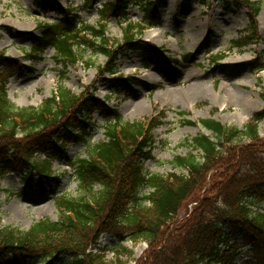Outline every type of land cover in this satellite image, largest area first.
<instances>
[{"label":"trees","instance_id":"trees-1","mask_svg":"<svg viewBox=\"0 0 264 264\" xmlns=\"http://www.w3.org/2000/svg\"><path fill=\"white\" fill-rule=\"evenodd\" d=\"M196 1L207 5L209 0ZM222 1L227 10L247 8L250 27L232 44L249 46L257 36L262 1ZM137 3L143 20L161 24L162 17L149 0H116L98 12L101 18L115 17L122 25ZM35 6L57 13L61 21L40 23L46 31L32 36V58L54 48L55 64L64 80L66 70L83 56L81 50H92L107 57L103 68L114 76L109 81L115 93L130 90L136 80L117 76V60L137 48L136 24L130 22L122 29L121 40H111L104 25H88L75 11L53 0H37ZM144 52L146 66L165 64L159 49L147 45ZM0 66L4 67L0 72V178L14 174L27 186H39L48 197H55L60 212L58 220L43 219L28 230L0 226V264H128L134 258L125 244L128 241L149 245L136 264H239L238 257L248 248L251 263L264 264V137L259 132L264 110L255 113L243 129L201 120L212 135L199 134L187 141L197 154L173 161L174 168L185 172L148 173L144 164L153 158V131L162 124L163 111L143 121H124L94 93L77 95L62 86L39 108L17 107L8 97L7 80L26 68L3 54ZM261 97L264 101V90ZM96 111L105 121V139L92 145L90 131L97 125L90 117ZM184 125L196 123L186 120ZM66 139L88 143L85 158H66L84 190L75 198L60 193L62 179L53 170ZM189 202H196L191 213L178 220ZM102 234L113 236L115 247L99 248ZM107 252H113V257L108 258Z\"/></svg>","mask_w":264,"mask_h":264},{"label":"rangeland","instance_id":"rangeland-1","mask_svg":"<svg viewBox=\"0 0 264 264\" xmlns=\"http://www.w3.org/2000/svg\"><path fill=\"white\" fill-rule=\"evenodd\" d=\"M36 1L0 0V54L26 68L8 78V97L17 107L39 108L62 86L77 95L94 93L96 98L105 99L111 109L118 110L124 121L131 122L145 120L154 114L156 106L166 114L162 124L153 131V159L144 164L148 173L185 172L173 167L174 159L197 154L187 141L202 133L212 134L203 128L201 119L211 118L242 129L255 113L264 109L261 97L264 90V0H258L263 3L256 18L259 41L242 49L233 47L232 43L250 27L247 8L227 10L222 0H209L208 6L196 0H149L155 3L157 13L164 20L161 27L140 26L135 42L141 43H136V49L118 58L117 76L136 80L130 90L121 95L112 94L114 89L109 79L114 76L102 67L106 58L92 50H81L83 56L66 70L64 80L60 77L61 68L55 64L53 48L38 54L37 59L30 56L32 36L46 31L40 23L61 21L57 13H45L37 8ZM53 1L62 8L74 6L77 15L80 13L85 18L84 22L104 25L110 37L122 38L116 18L102 21L97 12L101 5L115 0H96L93 4L91 0ZM139 3L129 9V17L136 24L144 16ZM147 45L162 52L165 64L143 67ZM217 55L222 58L211 59ZM3 70L0 66V72ZM172 93L181 96L174 99ZM186 120L198 125H184ZM92 121L97 127L90 131L89 143L96 145L105 139V123L98 112L92 115ZM259 131L264 137V119ZM87 147L88 143L65 140L64 153L55 157L53 170L61 176V194L75 198L84 192L75 179L74 170L67 166L66 158L71 161L85 158L89 153ZM95 190L99 191L100 187ZM143 191L149 192L148 189ZM195 204L187 203L177 219L189 216ZM59 214L55 197H48L39 186L24 185L14 174L0 178L1 227L28 230L37 221L58 220ZM99 238L101 247L116 245L111 235L102 234ZM125 244L134 252L128 264H136L149 247L145 242ZM248 253L249 248L238 257L239 264H252ZM106 255L113 257L112 253Z\"/></svg>","mask_w":264,"mask_h":264},{"label":"bare ground","instance_id":"bare-ground-1","mask_svg":"<svg viewBox=\"0 0 264 264\" xmlns=\"http://www.w3.org/2000/svg\"><path fill=\"white\" fill-rule=\"evenodd\" d=\"M198 91H199V90H198ZM179 96H181L180 93H177V94H176V93H172V95H171V97L174 98V99H175V98L177 99V97H179ZM182 96H183V95H182Z\"/></svg>","mask_w":264,"mask_h":264}]
</instances>
